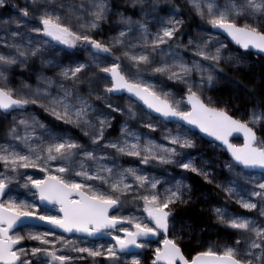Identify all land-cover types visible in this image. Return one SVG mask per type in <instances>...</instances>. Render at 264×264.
Instances as JSON below:
<instances>
[{
	"label": "snow or ice",
	"instance_id": "6c2138e0",
	"mask_svg": "<svg viewBox=\"0 0 264 264\" xmlns=\"http://www.w3.org/2000/svg\"><path fill=\"white\" fill-rule=\"evenodd\" d=\"M7 2L0 0V8ZM126 2L139 5L143 17L157 13L152 17L156 31L147 19L114 11L111 0H80L67 12L63 0H25L23 6L13 5L16 16L0 19V118L6 121L0 134V264H77L86 258L93 264H146L141 250L153 244L150 264H264V223L221 206L212 211L219 224L235 232L234 242L186 253L181 233L194 229L175 208L191 202L187 178L170 182L120 161L128 156L145 166L175 164L212 183L213 160L197 164L199 154L184 151L196 147L193 128L199 129L230 154L223 167L232 179L217 187L243 209L264 216V106L254 105L237 117L230 100L204 95L224 71L222 63L242 62L232 53L224 55L227 45L219 35L264 54V0H225L222 6L217 0H187L209 26L198 27L201 35L189 36L187 44L178 7L167 9L159 0ZM113 15L117 31L108 39L96 38ZM189 48L192 56L186 58L182 49ZM68 49L86 50L87 58L65 64V55L75 56ZM37 58L42 67L36 86L14 87L13 69L31 70ZM46 69L58 71L48 76ZM157 76L184 85L183 94ZM125 93L124 106L113 99ZM33 105L79 128L90 146L44 123L29 111ZM114 113L126 119L119 136L108 139ZM133 120L149 131L131 127ZM161 123L176 125L164 129L167 143L152 138ZM233 133L242 134V144L230 140ZM27 169H39L43 176L29 175ZM255 169L262 171L260 177L247 171ZM13 184L27 189L32 199L19 198ZM129 195L137 211L125 215ZM105 237L106 243H96Z\"/></svg>",
	"mask_w": 264,
	"mask_h": 264
},
{
	"label": "rangeland",
	"instance_id": "374dc122",
	"mask_svg": "<svg viewBox=\"0 0 264 264\" xmlns=\"http://www.w3.org/2000/svg\"><path fill=\"white\" fill-rule=\"evenodd\" d=\"M172 5L174 3H182L185 8H187L188 12L192 15V25L186 28V23L183 25V43L187 44L189 36L193 38H199L201 35L198 32V27H209L206 25L205 21H202L192 10L191 5L187 2V0H167ZM65 4V11L67 12V8L70 5H78L80 0H63ZM152 0H149L151 3ZM25 0H8L7 6L4 8H0V19H7L10 17H14L17 15L18 9L14 8L13 5L23 6ZM113 4L114 11L124 12L126 15L131 16L133 19H147L149 23V27L153 32L156 31V26L152 23V17L157 15V13L150 12L148 17H143L140 12V6L137 5L136 8H133L130 2H126V0H111ZM217 3L221 6L224 5L225 0H217ZM120 6L125 7L120 8ZM170 10H175L176 8H169ZM147 10V9H146ZM69 18L73 25L77 23V20L72 16L71 13H68ZM160 16L168 15L167 12L159 13ZM117 17L113 15L110 17L109 22L105 23L101 29L95 33L96 38L103 37L104 39H108L111 35L117 31L113 25L116 22ZM185 21V20H184ZM82 22V21H80ZM15 25H12L14 27ZM207 39V37H204ZM218 39L224 42L227 45V50L224 52V55L227 57L229 53H232L235 58H239L242 62L239 64L235 63V60L232 63H222L221 67L224 69L222 73H220L219 79L215 82V84L210 89H206L204 92L205 97L211 96L213 99H226L230 100V110L231 114L237 117H240L245 114L246 110L251 109L254 105L258 108L260 106H264L258 100L249 95L245 90V84H261L259 90L264 89V74L262 72V64L264 63V56H262L258 52L254 51H246L241 49L236 45H232L226 37L223 35H219ZM4 50V49H0ZM185 57H191L192 52L191 49H182ZM68 52L75 53V56H64L63 62L67 64L70 59H79L85 60L87 58L86 50H76V49H68ZM244 55H241V54ZM118 54V53H117ZM199 59V57H197ZM262 62V64H261ZM34 63V69H21L19 66L15 67L12 71L11 82L14 87H21L23 82H27L33 87L37 84V71L42 67L40 64L39 58L34 60L31 64ZM125 67L129 68L131 71H135V69L131 68V65L124 61ZM95 69H93L94 71ZM46 74L48 76L54 75L58 69H46ZM158 80H163L167 84L168 87L173 88L179 95L183 94L184 85L176 83L174 81H168L166 76H157ZM197 78L198 77H194ZM102 87V85H101ZM58 89L53 88L52 91L55 93ZM86 92V86L82 89ZM127 94L123 96H116L113 99L124 106L126 104ZM95 103H100L99 101H95V97L92 98ZM30 112L36 113V115L46 124L52 126H59L61 130L70 133L71 135L78 137L82 143L90 146V141L87 137L83 135L79 128H75L72 125H64L62 122L55 120L49 113L45 112L43 108L39 106L33 105L29 107ZM116 119L113 121V126L108 130V139H113L119 136L120 134V126L121 123L126 119L123 115L119 113H114ZM244 118H247L244 116ZM9 120L11 117L8 118ZM153 119L155 116L153 115ZM6 121L0 118V134H2L4 125ZM131 127L139 129L142 132L147 133L149 130L143 128L141 122L139 120L129 121ZM176 125L174 123H161L158 130L152 133V138L161 143H167V141H163L162 135L165 128L175 129ZM193 139L196 141V147L191 149L184 150L187 153H191L193 156L199 157L197 159V164H200L202 160L212 159L213 164L209 167L212 169L214 173V182L209 183L202 176H199L195 173L185 172L183 169H180L178 165L169 164V165H160L157 162L153 161L150 165H141L138 158L123 156L120 158L121 163L125 167L135 166L145 168L148 172L156 175L157 177H163L164 179L169 180L170 182H174L173 178L179 179L182 176L186 177V183L192 186L191 202L187 205H178L175 208V214L178 218H182L185 221L190 222L193 225V231L188 232L185 231L181 233L184 239L182 241L183 249L186 253L194 254L197 250H202V248L207 247L208 244H216L223 245L225 242L233 243L235 240V232L230 229H226L223 225L219 224L216 221L214 213L212 211L214 206H221L228 208L231 212L242 214L245 216L255 217L261 223H264V216H260L258 210H246L240 207L239 204L235 202L234 199L228 198L226 193L222 188L217 187V183H227L228 180L232 179V174L228 172L226 168L223 167V162L230 159L226 150L216 147L212 142L203 138L198 132L193 130ZM231 141L233 143L242 144V140L240 138H232ZM218 144V143H217ZM114 154V153H113ZM2 166H0V171H2ZM29 175H35L36 178H40L43 176V173L39 171V169H27L25 170ZM251 175L260 177L262 173L249 171ZM193 176L197 178H201L207 183L211 184L212 190L217 196L214 198L211 192H208L206 189L201 188L196 184ZM23 183V181H21ZM243 183V181H241ZM13 189L15 194L19 196V198H27L32 199L31 193L19 184H13ZM247 187H252V185H247ZM163 186H161V190ZM34 191V190H33ZM37 202H39L37 200ZM194 206L197 209L198 215L201 217V220L198 222L193 221L189 216L186 215L187 208ZM123 213L127 215L130 211H137L135 206L131 202V196L129 195L124 202V207L122 209ZM207 224H209L208 234H205V230H207ZM179 227V225H177ZM20 231L24 232L26 229H20ZM213 233V234H212ZM67 238L72 239V236L66 235ZM162 238V237H161ZM108 238L105 237L102 240L96 241V243H106ZM26 244H33V241H26ZM155 247V244L152 247L141 250L142 256L145 259L146 264H150V257L152 249ZM101 262H103V257L98 258ZM77 264H93L91 258H86L84 260H80Z\"/></svg>",
	"mask_w": 264,
	"mask_h": 264
},
{
	"label": "trees",
	"instance_id": "16d2710c",
	"mask_svg": "<svg viewBox=\"0 0 264 264\" xmlns=\"http://www.w3.org/2000/svg\"><path fill=\"white\" fill-rule=\"evenodd\" d=\"M159 4L162 7H169V8H179V12L180 15L183 17V19L185 20L186 23V28L190 27L192 25V15L188 12L187 8H185V6L178 2V3H174V5H172L169 1L167 0H159ZM120 8H124L120 6ZM34 62V61H32ZM31 62V63H32ZM262 64V62H261ZM30 68L34 69V63L33 65L30 64ZM262 73L264 74V63L262 64ZM261 84H251L249 83L248 85L245 84V90L246 92L251 95L253 98H255L256 100H258L261 104H264V89L259 90ZM194 180L196 181V184L199 185L201 188L206 189L208 192H211L212 196L214 198H216L217 196L215 195L214 191L212 190L211 184L207 183L206 181L202 180L201 178H197L196 176H193ZM186 215L189 216L193 221L198 222L201 220V217L198 215L197 209L194 206H191L189 208H187L186 211ZM209 231V224H207V230H205V234L207 235ZM213 234V233H212Z\"/></svg>",
	"mask_w": 264,
	"mask_h": 264
},
{
	"label": "water",
	"instance_id": "95a60500",
	"mask_svg": "<svg viewBox=\"0 0 264 264\" xmlns=\"http://www.w3.org/2000/svg\"><path fill=\"white\" fill-rule=\"evenodd\" d=\"M221 35H223L224 37H226V38L228 39V41H229L232 45H236L235 42H233V41L231 40V38L227 36V34H221ZM236 46H238V45H236ZM238 47H239V46H238ZM247 51H254V52H257V50H255V49H251V50H247ZM260 54H261L262 56H264V54H262V53H260ZM125 94H127V93H125ZM127 95H128V94H127ZM153 115L155 116V114H153ZM193 130L196 131V132H198V133H199L203 138H205L206 140L212 142L213 138L208 137L206 134L200 133V132H199V129L193 128ZM232 138H240V139L242 140V142H243V136H242V134H239V133H233V136L230 137V140H231ZM216 143H219V142H216ZM226 152H227V151H226ZM228 156L230 157V154H229V153H228ZM249 171H254V172L262 173V171L259 170V169L249 170ZM65 235L71 236L70 234H65Z\"/></svg>",
	"mask_w": 264,
	"mask_h": 264
}]
</instances>
